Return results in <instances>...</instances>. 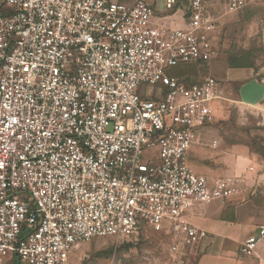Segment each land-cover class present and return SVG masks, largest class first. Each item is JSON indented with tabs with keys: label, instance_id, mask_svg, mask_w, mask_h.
<instances>
[{
	"label": "built area",
	"instance_id": "obj_1",
	"mask_svg": "<svg viewBox=\"0 0 264 264\" xmlns=\"http://www.w3.org/2000/svg\"><path fill=\"white\" fill-rule=\"evenodd\" d=\"M155 17L145 0H0V264H76L86 242L142 227L175 235L166 264H188L207 237L188 210L246 182L189 166L220 81L169 74L211 59L208 0L189 1L184 26ZM263 240L259 225L240 253Z\"/></svg>",
	"mask_w": 264,
	"mask_h": 264
},
{
	"label": "crops",
	"instance_id": "obj_2",
	"mask_svg": "<svg viewBox=\"0 0 264 264\" xmlns=\"http://www.w3.org/2000/svg\"><path fill=\"white\" fill-rule=\"evenodd\" d=\"M184 16L183 19L181 15L177 19L169 16L160 23L169 27L184 26ZM231 80L233 89L231 85L226 86L214 101L213 122L199 129L188 162L211 184L226 175L245 176L246 182L225 201L197 203L188 210L187 220L207 232V237L195 247L185 249L188 264H264V240L252 254L240 253L242 241L255 233L258 225H264V153L249 141L222 133L213 124L222 115V109L236 100L244 108L263 110L264 125V71L239 69L231 75ZM229 89L234 92L229 94ZM261 135L264 137V132ZM250 166L254 167L253 171L249 170ZM8 262L14 264L16 258Z\"/></svg>",
	"mask_w": 264,
	"mask_h": 264
},
{
	"label": "rangeland",
	"instance_id": "obj_3",
	"mask_svg": "<svg viewBox=\"0 0 264 264\" xmlns=\"http://www.w3.org/2000/svg\"><path fill=\"white\" fill-rule=\"evenodd\" d=\"M134 1L137 0H125L129 3ZM145 1L156 8L157 17L152 19L153 25L169 16L177 19L181 15L183 19L190 0H179L171 12L166 9V0ZM208 5L212 22L205 36L212 45L211 59L181 64L169 70V74L197 81L212 76L220 81L223 92V88L231 85V75L237 70L264 71V0H246V4L237 11L228 8V0H208ZM143 88L145 85L139 90ZM232 89L228 90L229 94L234 92ZM262 113L263 110L244 108L232 100L213 124L222 133L249 141L256 150L264 153ZM176 241L173 234L157 233L149 227H142L128 238L96 237L74 252L73 258L76 264H166L171 246ZM14 264L22 263L16 261Z\"/></svg>",
	"mask_w": 264,
	"mask_h": 264
},
{
	"label": "trees",
	"instance_id": "obj_4",
	"mask_svg": "<svg viewBox=\"0 0 264 264\" xmlns=\"http://www.w3.org/2000/svg\"><path fill=\"white\" fill-rule=\"evenodd\" d=\"M191 80V79H190ZM191 81H194V80H191ZM154 231V230H153ZM157 233H162V232H157ZM16 261H18L19 262V259L18 258H16Z\"/></svg>",
	"mask_w": 264,
	"mask_h": 264
}]
</instances>
